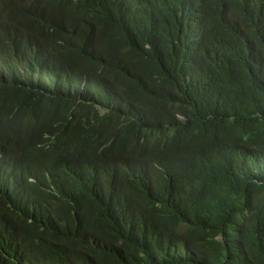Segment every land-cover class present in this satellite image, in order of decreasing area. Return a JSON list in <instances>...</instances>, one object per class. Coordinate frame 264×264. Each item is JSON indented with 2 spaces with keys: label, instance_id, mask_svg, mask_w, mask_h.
Listing matches in <instances>:
<instances>
[{
  "label": "trees",
  "instance_id": "16d2710c",
  "mask_svg": "<svg viewBox=\"0 0 264 264\" xmlns=\"http://www.w3.org/2000/svg\"><path fill=\"white\" fill-rule=\"evenodd\" d=\"M108 1L0 62V264H264V0Z\"/></svg>",
  "mask_w": 264,
  "mask_h": 264
},
{
  "label": "clouds",
  "instance_id": "9594fccd",
  "mask_svg": "<svg viewBox=\"0 0 264 264\" xmlns=\"http://www.w3.org/2000/svg\"><path fill=\"white\" fill-rule=\"evenodd\" d=\"M75 7L82 8L80 0H0V62L6 60L9 53L13 55L17 53L21 64L25 63L22 67L38 64L45 66L49 61L47 47L27 42L18 44L13 40L17 23L38 22L51 16L69 19L76 15ZM114 9L115 12H112ZM164 10L165 5L159 0H109L105 13L116 25H120L118 21L120 17L126 19L125 15H128L129 19H141L140 25L149 27L151 25L149 18L163 14ZM33 15H37L36 20L33 19ZM78 41L80 40L75 42ZM28 70L34 77H39L44 72L42 69Z\"/></svg>",
  "mask_w": 264,
  "mask_h": 264
},
{
  "label": "bare ground",
  "instance_id": "6f19581e",
  "mask_svg": "<svg viewBox=\"0 0 264 264\" xmlns=\"http://www.w3.org/2000/svg\"><path fill=\"white\" fill-rule=\"evenodd\" d=\"M128 1H130V0H128ZM127 4H128V2H127ZM125 18H126L127 20H130L128 15H125ZM35 83H36V82H35Z\"/></svg>",
  "mask_w": 264,
  "mask_h": 264
}]
</instances>
